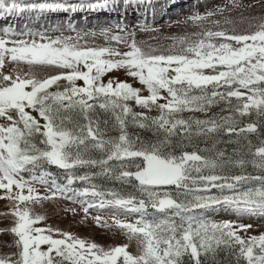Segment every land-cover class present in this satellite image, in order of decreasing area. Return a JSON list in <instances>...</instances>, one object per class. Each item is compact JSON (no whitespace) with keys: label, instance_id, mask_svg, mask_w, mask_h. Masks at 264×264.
I'll list each match as a JSON object with an SVG mask.
<instances>
[{"label":"snow or ice","instance_id":"obj_1","mask_svg":"<svg viewBox=\"0 0 264 264\" xmlns=\"http://www.w3.org/2000/svg\"><path fill=\"white\" fill-rule=\"evenodd\" d=\"M245 7L256 6L233 0L190 15L183 23L200 31L161 49L137 40L155 29L128 22L130 12L155 14V0H0V15L107 9L120 18L88 31L70 24L75 36L60 28L55 36L2 30L0 190L12 202L15 221L6 231L15 250L0 254V264H221V252L225 264H264V231L248 235L253 225L240 219L264 218V15H242L248 27L237 30L231 13ZM6 63L29 71L5 73ZM120 72L140 86L113 75ZM129 125L152 136L132 135ZM224 135L235 137L227 141L236 145L231 154L217 146ZM249 164L257 174L247 172ZM58 196L79 204L85 219L93 209L111 210L110 222L92 219L135 239L138 253L40 227L46 217L32 206ZM220 212L237 219H209Z\"/></svg>","mask_w":264,"mask_h":264},{"label":"rangeland","instance_id":"obj_2","mask_svg":"<svg viewBox=\"0 0 264 264\" xmlns=\"http://www.w3.org/2000/svg\"><path fill=\"white\" fill-rule=\"evenodd\" d=\"M29 2H31V0H29ZM70 2L77 3L78 0H70ZM155 2L157 4L155 14H153L151 10L145 13L143 9L134 13L130 12L128 14V22L132 24H146L149 28L155 29V31L137 33V40L143 41L145 46L150 44L161 49H167L173 44V37L178 38L180 36L190 35L193 32L200 31L199 28L194 27L191 23H183L186 17L196 12L203 14L206 11L216 9L217 7L231 5L233 0H155ZM236 2L244 6L249 4L256 6L253 9H247L246 7L236 9L231 13L232 19L236 22L235 26L237 30H244L248 27L246 20L241 21L240 18L242 15L244 17L264 15V7L261 6V0H236ZM213 18L222 19L219 16ZM117 19L120 18L117 17L116 13L109 12L107 9H77L76 11L59 10L44 12L26 11L24 13L8 15L6 19L0 20V36L3 35L2 30L4 28H12L17 33L31 29L34 32H46V34L49 36L59 35L60 33L54 31V29L60 28L63 30L65 35L75 36L74 32L69 31L70 24L75 26L77 30L88 31L97 24H105L106 22L115 23ZM176 21H181V23H176ZM24 38L27 39V37ZM88 39L90 44H103V40L99 37L95 38L94 40L91 37ZM13 68H17L23 72L29 71L26 64L15 65L12 63H6L5 68L2 71L9 73L12 72ZM32 71H34L36 75L40 77H43L46 74V70L42 69H32ZM113 75H118L120 79L127 78L123 72L114 73ZM104 79L106 81L108 77L105 76ZM127 79H129V82H133L130 78ZM77 83L82 84L83 82L78 81ZM133 83L134 86H140L138 82ZM212 112L218 115L227 114L222 113L220 107H214ZM151 114L156 115L157 113L153 111ZM33 115H36V113H33ZM183 115L185 117L194 115L201 119L205 118V114L201 112H185ZM100 118H104L103 113L100 114ZM252 119H255V116H253ZM0 122H3V118H0ZM41 123H43L42 120ZM128 132L132 135H139L145 139L152 136L150 131L140 129L133 125H129ZM250 138L253 140L254 144L257 142L254 135H250ZM219 139L222 142L217 146L222 149H227L228 153L231 154V149L236 147V145L228 143L227 141L229 139L234 140L235 137L230 138L227 135H224ZM200 146L204 147L205 145L203 142H201ZM49 171L58 175L60 174V170L54 167L50 168ZM247 172L257 174V170L253 169L251 164L247 165ZM95 183L103 184L106 188H116L117 190L120 189V184L118 182L104 181L103 178H97ZM35 187L42 195L46 192L45 187L40 184H36ZM167 190L175 192L174 188H168ZM11 205L12 202L7 200L4 197L3 190H0V254L10 253L15 250L14 247L8 246V244H10L15 239L14 234H12L10 231H6L14 225L15 221V217L12 215ZM32 207L34 212L43 214L46 217V220L41 222L39 225L40 227L51 226L53 229L71 232L74 235L85 239L87 242L94 241L102 246L109 247L107 243L113 242V240H108L103 234H112L114 236L115 233L121 232L120 229L115 227H100L92 219V217L100 215L110 222L112 216L111 210L106 209L98 212L97 210L93 209L90 211L87 219H85L84 213L82 212L79 204H74L71 201L59 196L55 199L45 200L42 202V204L33 205ZM71 208L76 209L75 214L72 211H66V209ZM120 218L134 223L138 217L137 215L125 216L121 214ZM209 219L219 222L224 219L237 218L234 215L220 212L210 215ZM240 219L243 223H250L253 225V230L250 231L248 235H256L259 234V232L264 231V218L243 217ZM101 229L103 230L100 240V231L98 230ZM52 235L55 238H61L56 232H53ZM241 235H244V233H241ZM116 242L127 244L128 246L130 244L128 238L124 236L120 237V239H116L114 243Z\"/></svg>","mask_w":264,"mask_h":264},{"label":"crops","instance_id":"obj_3","mask_svg":"<svg viewBox=\"0 0 264 264\" xmlns=\"http://www.w3.org/2000/svg\"><path fill=\"white\" fill-rule=\"evenodd\" d=\"M102 230L103 229L98 230V231H100V235H99L100 240H101ZM103 235H105V237H107L108 240H110V241L113 240V242H108L107 243V245L109 247L110 246H115V245L121 244L119 242H116V243H114V242H115L116 239H120V237H122V236L128 238L127 234L125 232H123V231L118 232V233H115L114 236L112 234H103ZM129 242H130V244L128 246V251H130L133 254H137L138 251H139L137 241L135 239H132V241L129 240ZM101 244H102V242H101Z\"/></svg>","mask_w":264,"mask_h":264},{"label":"trees","instance_id":"obj_4","mask_svg":"<svg viewBox=\"0 0 264 264\" xmlns=\"http://www.w3.org/2000/svg\"><path fill=\"white\" fill-rule=\"evenodd\" d=\"M225 258H226V253H224V252H221V253L218 255V257H217V259L221 261V264H225ZM227 259H234V258H232V257H227Z\"/></svg>","mask_w":264,"mask_h":264},{"label":"bare ground","instance_id":"obj_5","mask_svg":"<svg viewBox=\"0 0 264 264\" xmlns=\"http://www.w3.org/2000/svg\"><path fill=\"white\" fill-rule=\"evenodd\" d=\"M8 15H0V20H4L7 18ZM65 228V227H64Z\"/></svg>","mask_w":264,"mask_h":264}]
</instances>
